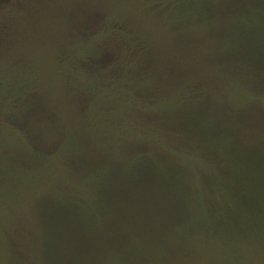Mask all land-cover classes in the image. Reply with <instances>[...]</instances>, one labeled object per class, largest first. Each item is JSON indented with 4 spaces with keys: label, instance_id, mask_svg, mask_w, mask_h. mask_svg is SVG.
Returning <instances> with one entry per match:
<instances>
[{
    "label": "rangeland",
    "instance_id": "rangeland-1",
    "mask_svg": "<svg viewBox=\"0 0 264 264\" xmlns=\"http://www.w3.org/2000/svg\"><path fill=\"white\" fill-rule=\"evenodd\" d=\"M0 264H264V0H0Z\"/></svg>",
    "mask_w": 264,
    "mask_h": 264
},
{
    "label": "trees",
    "instance_id": "trees-1",
    "mask_svg": "<svg viewBox=\"0 0 264 264\" xmlns=\"http://www.w3.org/2000/svg\"><path fill=\"white\" fill-rule=\"evenodd\" d=\"M219 5V4H218ZM250 9H252V8H248V10H250ZM241 13H242V11H240ZM236 17H233L232 19H235ZM241 19L242 18H239V20L238 19H236L237 21H241ZM237 25V27H239L240 26V24L239 23H237L236 24ZM240 34H242V33H240ZM172 144V143H171ZM163 149H166V151H171L172 150V148H171V146H170V144H169V142L168 143H165L164 145H163V147H162ZM171 148V149H170ZM105 171V170H104ZM96 173H98V171L96 172ZM162 175L160 174V176H158L160 179H164V178H162L161 177ZM102 178V177H101ZM100 178V180H104V179H101ZM83 179H85V178H82V180ZM100 180H89L88 182H87V185H89V187L87 188V190H85V193H87V194H89L90 193V184L91 183H98ZM107 180H110L109 178H108V175H107ZM164 180H166V179H164ZM80 182H82V181H79V183ZM70 185H71V187H76L71 181H69L68 182ZM78 186H81L80 184H78ZM85 186V185H84ZM170 187L172 188V187H175V185L174 184H171L170 185ZM77 188V187H76ZM78 190H79V188H78ZM230 200V199H229ZM235 202H233L232 203V205H230V204H228L229 206H233V204H234Z\"/></svg>",
    "mask_w": 264,
    "mask_h": 264
}]
</instances>
